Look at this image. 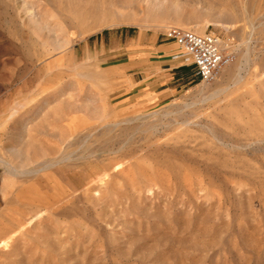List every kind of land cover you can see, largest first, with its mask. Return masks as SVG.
Returning <instances> with one entry per match:
<instances>
[{"label":"rangeland","instance_id":"obj_1","mask_svg":"<svg viewBox=\"0 0 264 264\" xmlns=\"http://www.w3.org/2000/svg\"><path fill=\"white\" fill-rule=\"evenodd\" d=\"M61 1L0 0V264H264V0Z\"/></svg>","mask_w":264,"mask_h":264},{"label":"built area","instance_id":"obj_2","mask_svg":"<svg viewBox=\"0 0 264 264\" xmlns=\"http://www.w3.org/2000/svg\"><path fill=\"white\" fill-rule=\"evenodd\" d=\"M167 38L175 42L182 57L191 59L201 81L214 80L233 61L234 54L212 33L198 34L192 30L170 28Z\"/></svg>","mask_w":264,"mask_h":264},{"label":"bare ground","instance_id":"obj_3","mask_svg":"<svg viewBox=\"0 0 264 264\" xmlns=\"http://www.w3.org/2000/svg\"><path fill=\"white\" fill-rule=\"evenodd\" d=\"M63 1L61 2L63 3ZM127 5H129L128 0H67L66 9L68 12L59 10V13L61 14V19L64 23L68 24L69 26H76V24H78L80 27H82L88 17H93L99 12L109 10L111 6L124 7ZM63 6H65V4ZM28 172L30 171L28 170Z\"/></svg>","mask_w":264,"mask_h":264},{"label":"crops","instance_id":"obj_4","mask_svg":"<svg viewBox=\"0 0 264 264\" xmlns=\"http://www.w3.org/2000/svg\"><path fill=\"white\" fill-rule=\"evenodd\" d=\"M161 52H163L164 54H167L169 51H171V50H169V49H167V47H162L161 48V50H160ZM159 51V52H160ZM170 53V52H169ZM172 53V52H171Z\"/></svg>","mask_w":264,"mask_h":264}]
</instances>
